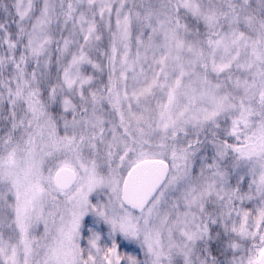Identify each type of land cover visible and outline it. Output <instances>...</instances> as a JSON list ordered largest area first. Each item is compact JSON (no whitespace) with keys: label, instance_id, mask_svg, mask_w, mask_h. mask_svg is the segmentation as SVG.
Returning <instances> with one entry per match:
<instances>
[{"label":"snow or ice","instance_id":"6c2138e0","mask_svg":"<svg viewBox=\"0 0 264 264\" xmlns=\"http://www.w3.org/2000/svg\"><path fill=\"white\" fill-rule=\"evenodd\" d=\"M0 264H264V0H0Z\"/></svg>","mask_w":264,"mask_h":264}]
</instances>
